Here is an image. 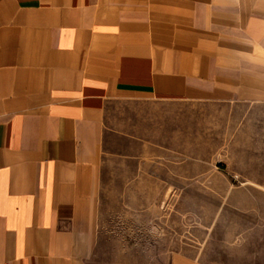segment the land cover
<instances>
[{
  "label": "crops",
  "instance_id": "0c3cea01",
  "mask_svg": "<svg viewBox=\"0 0 264 264\" xmlns=\"http://www.w3.org/2000/svg\"><path fill=\"white\" fill-rule=\"evenodd\" d=\"M213 120L217 154L264 140V0H0V264H204L161 205L207 177ZM115 188L157 209L104 212Z\"/></svg>",
  "mask_w": 264,
  "mask_h": 264
},
{
  "label": "rangeland",
  "instance_id": "374dc122",
  "mask_svg": "<svg viewBox=\"0 0 264 264\" xmlns=\"http://www.w3.org/2000/svg\"><path fill=\"white\" fill-rule=\"evenodd\" d=\"M238 111L220 107L206 109L207 114L215 118L219 112L233 115ZM209 126L208 158L211 163L207 177L195 181L192 188L168 189L166 196L172 200L161 205V217L162 221L170 223L171 227L165 230L172 236L163 237L162 244L176 238L184 254L204 264H264V140H258L259 146L252 151L255 153L248 154L247 149L229 147L235 143L233 133L229 132L225 154H217L216 120ZM230 127L234 125L230 124ZM145 190L152 199L159 189H139V192L145 193ZM125 195L137 198L138 189H108L102 210L120 215L146 206L147 213L153 215L157 209L158 205L134 203L128 210L129 205L121 203ZM166 212L170 214L164 216ZM152 220L146 222L149 224ZM125 223L128 226L126 234L116 231L120 234L114 237V242H122L130 249L139 244L147 247L148 237L139 234L143 233L144 221L125 220ZM125 254L130 261L141 262L149 261L155 255L164 260L169 253L128 250Z\"/></svg>",
  "mask_w": 264,
  "mask_h": 264
},
{
  "label": "built area",
  "instance_id": "2783aa9c",
  "mask_svg": "<svg viewBox=\"0 0 264 264\" xmlns=\"http://www.w3.org/2000/svg\"><path fill=\"white\" fill-rule=\"evenodd\" d=\"M6 264H9V263H6Z\"/></svg>",
  "mask_w": 264,
  "mask_h": 264
}]
</instances>
